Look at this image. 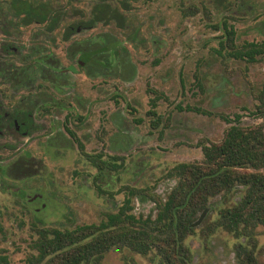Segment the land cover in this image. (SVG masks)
Returning <instances> with one entry per match:
<instances>
[{"label":"rangeland","instance_id":"rangeland-1","mask_svg":"<svg viewBox=\"0 0 264 264\" xmlns=\"http://www.w3.org/2000/svg\"><path fill=\"white\" fill-rule=\"evenodd\" d=\"M50 1L64 9L65 17L48 34L43 26L20 28L8 0H0V45L18 46L17 59L30 51L32 57L49 51V85L34 66L27 73L41 82L42 90L36 91H48L53 103L49 126L36 134L32 148L45 163L43 175L47 172L48 177L30 180L48 192V206L37 214V221L26 203L19 204L0 187V264H25L36 255L33 243L41 229L98 225L107 214L117 213L130 189L138 191L131 213L155 220L158 202L177 185L170 170L180 163L200 162L202 142L223 140L228 125L218 115L233 118L239 113L244 125L264 127V118L250 114L264 91V58L249 64L229 54L246 43H264V0H228L225 10L211 0H108L116 6L128 3L126 27L98 24L79 30L69 42L62 41L66 26L88 17L98 0ZM230 26L236 32L233 45L226 40L225 27ZM78 43L86 51L102 47L103 52L99 61H90L73 75L63 69L75 67L68 54ZM8 55L2 51L0 57L10 65L6 70L22 65ZM152 91L162 95L155 117L148 114ZM188 105L213 115L177 109ZM66 124L83 150L65 131ZM243 193L244 187L237 186L230 194L211 197L197 212L186 238L189 264H239L234 248L245 239L214 231V223L220 209L239 202ZM254 236L255 255L264 263V226L257 227ZM155 252L142 255L127 246L113 248L101 264H155Z\"/></svg>","mask_w":264,"mask_h":264},{"label":"trees","instance_id":"trees-1","mask_svg":"<svg viewBox=\"0 0 264 264\" xmlns=\"http://www.w3.org/2000/svg\"><path fill=\"white\" fill-rule=\"evenodd\" d=\"M215 4L220 9H229L231 3L219 0ZM225 29L226 40L233 45L234 28ZM229 54L249 64L257 63L264 58V43H246ZM152 92L154 97L150 100L148 114L155 117L162 95ZM258 100L259 105L250 114L264 118V91L258 95ZM177 109L213 115L197 106H178ZM218 116L228 125L223 140L220 143L202 142L200 162L180 163L170 170L169 176L177 179V185L165 202H158L160 210L155 220L138 218L131 213L132 201L138 192L132 189L117 213L107 214L98 225H82L73 230H39L33 243L37 254L25 264H101L111 249L124 246L142 255L156 249L155 264H189L192 255L186 238L193 231L197 212L211 197L230 194L237 186L244 187L241 200L220 209L214 231L221 229L237 239H245L234 248L239 264H264L255 255L254 236L255 229L264 226V127L244 125L243 115L239 113L233 118L223 114ZM160 120L158 117L156 125ZM65 131L83 150V143L67 124ZM93 164L100 167L96 159Z\"/></svg>","mask_w":264,"mask_h":264},{"label":"flooded vegetation","instance_id":"flooded-vegetation-1","mask_svg":"<svg viewBox=\"0 0 264 264\" xmlns=\"http://www.w3.org/2000/svg\"><path fill=\"white\" fill-rule=\"evenodd\" d=\"M218 1L211 0L212 4L220 9L215 4ZM224 1L229 2L228 0ZM8 7L13 16L18 19L20 28L33 25L43 26L48 34L54 33L62 23V18L65 17L64 9L55 6L54 2L50 0L49 3L44 0H8ZM192 9L191 5L187 8L189 11ZM128 11L130 9L126 2L116 6L111 1L98 0L90 8L88 17L83 16L66 26L62 41L69 42L79 30H91L98 24L110 25L114 23L116 27L124 29ZM73 48L69 51L68 59L75 61L76 68L70 66L69 69H63L73 75L78 73L79 69L87 66L90 61H99L98 58L103 52L102 47L86 51L82 48V43H78ZM42 50L46 49L42 48ZM2 51L8 52V56H15L14 54L19 53V48L18 46L14 47L11 43H2L0 57ZM47 52L32 57L34 52L30 51L21 58L13 57L11 61H21L22 65L11 71L6 70V66H10L9 63L0 60V72H3L0 73V187L9 191L19 204L26 203V207L34 213L37 221L39 220L37 214L48 206L45 197L48 192L44 188L30 184V180L34 177L47 178L48 173L43 175L46 165L33 154L32 148L36 145L37 139L34 138L36 134L45 126H49L51 112L49 108L53 103L49 102L48 91H36V89L42 90L43 86L40 85L41 82L36 83L31 78L32 76L29 77L27 72L31 66H34L49 85V51ZM110 58L112 61H116V57L112 53ZM26 61L33 62L25 64ZM63 70L62 72H64ZM48 143L49 135L46 140V155L49 153Z\"/></svg>","mask_w":264,"mask_h":264}]
</instances>
